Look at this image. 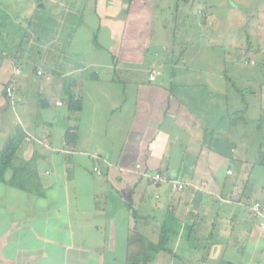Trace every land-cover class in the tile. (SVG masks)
<instances>
[{"label": "crops", "instance_id": "1", "mask_svg": "<svg viewBox=\"0 0 264 264\" xmlns=\"http://www.w3.org/2000/svg\"><path fill=\"white\" fill-rule=\"evenodd\" d=\"M190 1L35 0L0 29V152L21 135L0 180V264H264V85L250 136L203 35L214 7L187 28Z\"/></svg>", "mask_w": 264, "mask_h": 264}, {"label": "rangeland", "instance_id": "2", "mask_svg": "<svg viewBox=\"0 0 264 264\" xmlns=\"http://www.w3.org/2000/svg\"><path fill=\"white\" fill-rule=\"evenodd\" d=\"M42 2L44 3V1ZM30 3H35V0H0V29L6 27L16 30L17 24L15 25L14 21L17 20L23 25L27 20H30L24 19L29 14ZM38 5L33 19H40L36 17L40 13L43 15L42 21H48L53 13L52 6L45 2L44 7L39 11ZM180 5L181 8L184 7V12H186L185 19H189L187 22L190 26L187 28H194L196 21H198V9L202 8L204 11L206 5L214 7L215 21L212 20L211 23L207 24L208 22L204 23L203 20H200L202 25L207 24L203 28V35H207V40L215 46V51L211 56L212 64L216 63L218 70H222L230 78L232 83L228 84V92L232 93L231 89L235 88V91L233 90L234 97H237L239 101L236 92H241L245 101L249 103L247 123L249 122V127L253 131L249 135L257 136L258 133L254 129L256 123L254 124L252 120L258 118V98L253 93L260 89L261 84L264 85V33L261 31L259 33L253 32L251 28L252 25L262 23V21H257V17H261L262 13L260 1L192 0L187 4L181 3ZM33 25H35L34 21ZM182 27L179 25L178 30ZM193 49L192 54H196L198 47L194 46ZM200 49L202 50L203 47ZM215 56L220 57L215 59ZM192 60L194 61L190 64H198L195 58ZM26 67L30 69L31 65Z\"/></svg>", "mask_w": 264, "mask_h": 264}, {"label": "trees", "instance_id": "3", "mask_svg": "<svg viewBox=\"0 0 264 264\" xmlns=\"http://www.w3.org/2000/svg\"><path fill=\"white\" fill-rule=\"evenodd\" d=\"M128 1H132V0H128ZM72 108L75 110H79V103L78 102L73 103ZM74 136L75 135L72 136V134L70 135L67 133V135H66L67 143H69V140H71V137H74ZM20 137H21V135L19 134L17 136H14L13 138L9 139L6 142L2 151L0 152V180H3V175H4L5 171L9 167H11V160L14 156L15 151H16L17 144L19 142ZM162 243H163V241L159 240V243L156 246H154V249L152 252L155 253V252L160 251V250L166 251V249L164 248ZM151 259L152 258H150L149 260H151ZM149 260H147L146 258H143L141 260V264H145ZM137 261H139V260H137ZM137 261H135V262H137Z\"/></svg>", "mask_w": 264, "mask_h": 264}, {"label": "built area", "instance_id": "4", "mask_svg": "<svg viewBox=\"0 0 264 264\" xmlns=\"http://www.w3.org/2000/svg\"><path fill=\"white\" fill-rule=\"evenodd\" d=\"M18 71H15V74H18ZM38 76H41L42 73L40 71L37 72ZM6 95L7 97H12V90L10 87H7L5 89ZM58 106H60V103H57ZM140 166L136 165L134 167V170H139ZM95 172H97V174H99V171L94 169ZM150 180L153 182V184H157L161 181L165 180V177L162 176L160 173H156L153 176L150 177ZM184 187L183 185L176 183V181H172V190H182ZM251 213L253 214V216H255V218L258 220L259 222V227L262 231H264V213H263V209L261 207V205L259 203H254L251 206Z\"/></svg>", "mask_w": 264, "mask_h": 264}]
</instances>
